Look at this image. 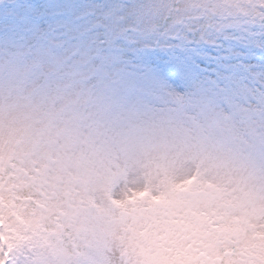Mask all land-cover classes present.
I'll return each instance as SVG.
<instances>
[{
    "label": "snow or ice",
    "instance_id": "6c2138e0",
    "mask_svg": "<svg viewBox=\"0 0 264 264\" xmlns=\"http://www.w3.org/2000/svg\"><path fill=\"white\" fill-rule=\"evenodd\" d=\"M0 264H264V0H0Z\"/></svg>",
    "mask_w": 264,
    "mask_h": 264
}]
</instances>
